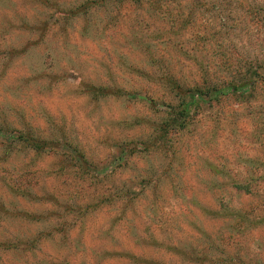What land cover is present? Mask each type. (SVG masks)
I'll use <instances>...</instances> for the list:
<instances>
[{
  "label": "rangeland",
  "instance_id": "rangeland-1",
  "mask_svg": "<svg viewBox=\"0 0 264 264\" xmlns=\"http://www.w3.org/2000/svg\"><path fill=\"white\" fill-rule=\"evenodd\" d=\"M0 264H264V0H0Z\"/></svg>",
  "mask_w": 264,
  "mask_h": 264
},
{
  "label": "trees",
  "instance_id": "trees-1",
  "mask_svg": "<svg viewBox=\"0 0 264 264\" xmlns=\"http://www.w3.org/2000/svg\"><path fill=\"white\" fill-rule=\"evenodd\" d=\"M167 81H169L172 85V89L171 90L176 96H178L181 101L184 100L185 97V89H183V87L174 79H172L171 77H166ZM250 86V81L248 79L243 78V79H238V81L236 82H229L227 83V85L223 86L222 88L219 87L216 84L213 85H208L205 86L203 89H200L198 94L202 97H209L211 95L212 98L211 99H218L223 95H227L230 93H237L238 91L241 92H245V90L249 89ZM117 91V90H115ZM183 106V109L180 111V113H174L173 116H169L167 117L168 119L163 121V124L160 125L159 128V134H161V136H165L167 133V128L174 126L176 123V118L182 117L184 118V116H186V109H184V105L183 103L181 104ZM22 140L25 144H27L28 147H33V148H38V140H32L29 139L27 137H22ZM237 189H240L239 187H235ZM239 194V193H238ZM219 211H223L225 213L228 212H232L233 210L230 209V206L227 202H223L221 201L220 206H219ZM236 213L238 214V218L243 219L244 216H242L241 211L238 209H235ZM241 213V214H240ZM231 217H234V215H230Z\"/></svg>",
  "mask_w": 264,
  "mask_h": 264
}]
</instances>
